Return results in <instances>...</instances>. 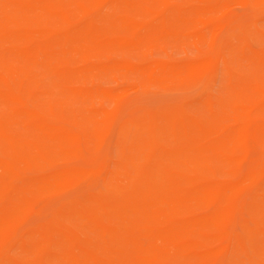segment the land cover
<instances>
[{
  "label": "rangeland",
  "instance_id": "1",
  "mask_svg": "<svg viewBox=\"0 0 264 264\" xmlns=\"http://www.w3.org/2000/svg\"><path fill=\"white\" fill-rule=\"evenodd\" d=\"M218 5V15L192 22L195 11ZM63 14L71 18L69 25L63 22ZM2 15L5 19L0 30H24L35 36L32 41H6L3 45L9 49L25 50L46 43L51 50H60L57 37H43L44 30L62 29L61 33L83 36H87L89 29L102 33L88 36L77 54L60 62L58 75L50 68V64L57 65L58 61L47 58L46 54L38 55V64L31 66L14 61L9 55L0 56L4 66L17 71L25 67L26 75L18 72L9 81L26 98V108L37 115L35 121L43 129L53 127L55 137L74 136L81 144L79 148L72 143L49 142L54 149L52 158L43 164L42 170L26 174L31 189L38 193L32 204L37 210L56 202L52 199L68 198L73 192L87 193L88 184L67 172L83 169L101 155L108 156L109 176L119 178L120 185L127 184L122 147L127 135L118 130L124 122L123 112L140 114L166 106L178 107L208 121L212 114L224 109H242L246 114L243 120L228 122L211 139L223 140L244 128L240 141L216 151L186 153L185 164L172 171L173 176L182 180L181 187L186 193H194L199 185L208 184L220 190L241 183L243 189L235 200L251 203L254 209L253 214L245 215L247 221L243 225L225 222L186 230L183 224H177L178 240H175L160 235V230L170 228L167 224H159L153 235L147 233L149 237L141 234L133 215L127 214L119 220L109 218L105 223H124L131 237L121 233L109 238L100 234L92 222L73 217L65 208L62 232L39 236L51 244L48 253L54 261L63 253L81 258L85 251L106 253L108 259L100 264H139L143 257H149L152 264H257L264 259V141L260 138L264 133V65L249 57L250 52L264 55V0L65 1L54 13L41 9L17 11L0 1L1 19ZM226 23L237 28L235 36L229 34ZM215 51L221 52L223 58L211 67L187 72L185 65L207 60ZM45 58L48 64L44 63ZM235 97L239 100L231 105ZM0 117L11 124L7 136L17 138L24 149L30 150L31 135L26 119L22 116L14 119L10 106L3 100H0ZM97 138L102 141L100 149L96 148ZM166 140L164 149L174 150L175 144ZM255 162L262 172L257 180H246ZM162 165L167 168L169 163L163 161ZM55 182L59 187L51 188ZM102 182L100 178L97 184ZM94 193L98 194L97 190ZM182 205L181 212L194 220L212 215L218 207L216 203L199 201ZM224 207L227 215L229 209L227 205ZM8 230L11 227L5 226L1 231ZM233 230L244 236V248L235 240L228 242L229 231ZM32 232L25 229L21 233L14 255L28 256L31 249L24 241ZM66 235L74 237L76 243L68 244ZM132 237L140 240L144 252L139 251L137 244H128V238Z\"/></svg>",
  "mask_w": 264,
  "mask_h": 264
},
{
  "label": "bare ground",
  "instance_id": "2",
  "mask_svg": "<svg viewBox=\"0 0 264 264\" xmlns=\"http://www.w3.org/2000/svg\"><path fill=\"white\" fill-rule=\"evenodd\" d=\"M0 1L17 9V11L35 12L41 9L54 13V10L56 11V8L65 1L81 2L82 0H42L38 3L37 0ZM219 7V5L209 6L195 11L192 22L197 23L202 19L210 20L220 13ZM4 19L5 17L2 15L0 23H3ZM62 19L65 25L71 23L68 14H63ZM230 24L226 23V27L230 29L229 34L235 36L237 28H233ZM222 26L225 27L224 23ZM220 28L221 26L218 29ZM60 31L62 29L41 32L43 37H57L56 40L60 50H51L52 47L46 43L37 44L30 49L20 50L9 49L3 43L11 40L32 41L35 37L34 34L24 32V30H0V56L9 55L14 61L20 60L26 66H31L32 64H38V55L46 54L47 58L58 61L59 64L57 65L50 64L52 73L58 75L60 62H66L70 56L77 54L85 46L88 36L102 34L92 29L87 31V36H83L82 33H61ZM214 31L213 34L216 33ZM250 55L249 57L264 65V55L258 56L251 52ZM221 58H223L221 52L215 51L207 60L188 63L185 65V69L190 72L197 67H211ZM45 61L44 63L48 64L46 58ZM224 61L227 63L226 60ZM18 72L24 74L26 72L25 67L17 71L12 66H4L0 63V88L2 89L0 100L10 106L14 119L18 120L21 116L26 119L25 124L28 126L31 135L30 150L24 149L20 140L7 136L11 124L0 117V264H18L19 262H24V264H55L56 261L61 264L62 262L84 264L86 261L100 264L106 261L108 259L107 254L100 251L95 253L85 251L81 258H72L69 254L63 253L55 261L49 255L48 251L51 244L44 238L41 240L39 236L43 233L62 232L61 220L65 208L73 217L92 222L100 234L109 238L121 233L131 237L128 232L129 227L125 226L124 223L118 225L105 223L108 222L109 218L119 220L127 214L133 215L136 229H140L141 234L148 236L147 233H149L153 235L159 224H167L170 228L160 230V235L166 239L173 238L175 240H178L176 235L177 224H183L186 230H193L198 227L205 228L208 224L221 225L225 222L243 225L247 221L245 215L253 214V204L235 200L236 195L243 189L241 183H232L220 190H215L212 185L208 184L199 185L194 193H186L183 192L181 187L182 180L172 175L173 169L185 164L184 154L216 151L240 141L245 133L244 128H241L236 135H227L223 140L212 141L211 139L228 122L245 119V110L230 111L224 109L223 111H217L212 114L211 119L208 121L191 116L183 108L168 106L140 114L131 111L121 114L124 122L118 130L120 134L126 133L127 135V139L122 142L125 165L127 164V169L123 174L127 181L126 185H120L119 178L109 176L107 173L109 167L108 156L107 154L101 155L92 159L87 167L76 169L74 173L67 172L79 176L81 183H87L89 192H73L71 197L59 198L58 201L52 199L56 202L51 201L52 203H48L49 205L43 209L33 208L32 204L38 193L31 189V182L27 179L26 174L28 171L42 170L43 164L52 158L54 149L49 142H57L58 145L72 143V145L79 148L81 144L74 136L55 137L53 127L48 126L43 129L35 121L37 115L26 108V98L10 84V77L19 75ZM238 100L235 97L233 101H230V104L236 105ZM207 106L210 107L209 104ZM260 138L264 141V133ZM166 139L175 144L174 150L166 151L164 149L162 145ZM101 142V138H97L96 148H101ZM100 158L101 160H99ZM163 161L169 163L167 168L163 167ZM261 172L259 165L256 162L253 163L250 171L246 174V180H257ZM60 177L62 176L57 177V180ZM100 178L103 179V182L98 185L97 181ZM50 187H59L58 182ZM95 190L98 194L94 193ZM198 201L206 204L216 203L218 207L212 215L203 216L198 218L199 220L189 218L185 215L187 213L181 212L183 203ZM224 205H227L229 209L227 215H225ZM46 216L50 217L42 221L44 217L46 219ZM35 217L38 219L35 220ZM5 226L11 227V230L1 231ZM25 229L34 233L24 241L31 251L26 257L16 256L13 250L18 245V237ZM229 232L228 242L235 240L244 248L246 244L244 236L236 230ZM66 240L70 245L76 243V239L69 235H66ZM128 244H137L140 247L139 251L144 252L145 247L139 245L141 244L139 239L135 237L128 238ZM138 262L139 264H152L149 257L140 258ZM257 262V264H264V259Z\"/></svg>",
  "mask_w": 264,
  "mask_h": 264
}]
</instances>
